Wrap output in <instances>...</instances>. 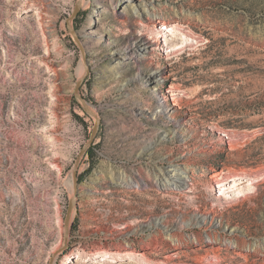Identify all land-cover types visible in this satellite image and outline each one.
<instances>
[{"label":"rangeland","instance_id":"obj_1","mask_svg":"<svg viewBox=\"0 0 264 264\" xmlns=\"http://www.w3.org/2000/svg\"><path fill=\"white\" fill-rule=\"evenodd\" d=\"M85 1L0 0V264H264V0Z\"/></svg>","mask_w":264,"mask_h":264},{"label":"bare ground","instance_id":"obj_2","mask_svg":"<svg viewBox=\"0 0 264 264\" xmlns=\"http://www.w3.org/2000/svg\"><path fill=\"white\" fill-rule=\"evenodd\" d=\"M84 4H86L85 0L83 2V5ZM121 7H122V9H121ZM128 9L130 11H132L133 14L139 16L140 19H142V21L146 20V21H149L151 23L153 22L152 24H155V27L157 29H160L161 31L165 30V31H169L170 33L171 32L175 33L176 31H178L177 26L172 25L171 20L167 16L163 15L162 12H160V11H162V9L158 8L156 3H148L145 1H141L138 4V2L136 3L134 0H111L109 7L102 5L101 7L95 8L94 13L107 15L111 12V13L115 14L116 16L120 17V15H122V13H125V11H127ZM199 18L202 19L201 16ZM142 21H141V23H142ZM180 35L183 37L185 36V38L194 37V39L198 40L197 36H195L193 34L185 33L184 31ZM183 37L181 40H185V39H183ZM161 40L165 41V40H167V38L163 37ZM183 43H184V41H183ZM149 44L150 43L148 40H142L141 42H138V44L133 49V52H131V53L133 55L144 56V54L146 52L150 51L149 50L150 49ZM157 48L162 49L163 51L170 50L169 45L166 47L161 46V47H157ZM126 58H129V56L127 54H124L123 59H126ZM163 75H164L163 73H160L158 71L152 72L147 77V80H143V83H142L143 87L150 86L154 89L156 86L159 85L160 78ZM155 91L156 90H154V92ZM174 104L178 105L180 108L182 107L179 102H175ZM158 107L162 111H164L166 109V100L164 98L161 99ZM165 114L167 115V118L171 119V117H170L171 113H165ZM140 115H144L143 112H141ZM154 116H155V114H154ZM218 133H221V132L219 131ZM170 167H172V170H170L169 172L165 171L163 168H160L161 174H159L160 176L157 175L162 180V183H161L162 187H164L165 189H171L174 185L175 188H185L192 179V175L190 174V168L187 165L183 166L180 164H173ZM120 176H121L120 180L125 185H127L129 187L132 186L130 183L131 181L129 182L130 176H128L125 172H121ZM239 176L240 175H238V177H233V179H232L233 183L231 181L230 182L228 181L229 183L224 182V181H219L218 182V184H219L218 188L221 191H224L223 192L224 194L226 193V191H228L230 189H234V190L238 189V193L242 192L244 189H240V187H241L240 185L244 182H241V180H240L241 177H239ZM236 179H239L240 183H238L239 181H237ZM137 185L140 186L139 184H137ZM235 194H237V191L234 192V195ZM208 237H209V239H211L210 236H208Z\"/></svg>","mask_w":264,"mask_h":264},{"label":"water","instance_id":"obj_3","mask_svg":"<svg viewBox=\"0 0 264 264\" xmlns=\"http://www.w3.org/2000/svg\"><path fill=\"white\" fill-rule=\"evenodd\" d=\"M79 9H80V4H78V6L76 7L71 19H73L76 16V14L79 11ZM81 84H82V80L78 81L77 86H76V92L77 93L79 91V87L81 86ZM86 109L89 111L88 108H86ZM96 129H97V126L94 128L90 143L92 142V140L94 138V135L96 133ZM82 153H84V151ZM76 168H77V165L74 168L73 180H74L75 187L77 188V172H76ZM74 205H75V199H72L71 202H70L68 214H67V217H66V231H67V233H68V227H69V220H70V216L72 214Z\"/></svg>","mask_w":264,"mask_h":264}]
</instances>
